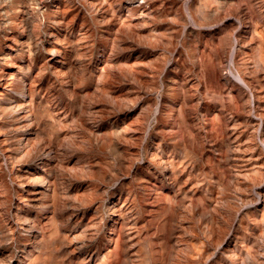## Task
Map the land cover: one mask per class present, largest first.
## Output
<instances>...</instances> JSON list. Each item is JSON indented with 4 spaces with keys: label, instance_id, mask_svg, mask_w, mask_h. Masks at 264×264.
<instances>
[{
    "label": "rangeland",
    "instance_id": "rangeland-1",
    "mask_svg": "<svg viewBox=\"0 0 264 264\" xmlns=\"http://www.w3.org/2000/svg\"><path fill=\"white\" fill-rule=\"evenodd\" d=\"M0 99V264H264V0H0Z\"/></svg>",
    "mask_w": 264,
    "mask_h": 264
},
{
    "label": "bare ground",
    "instance_id": "bare-ground-1",
    "mask_svg": "<svg viewBox=\"0 0 264 264\" xmlns=\"http://www.w3.org/2000/svg\"><path fill=\"white\" fill-rule=\"evenodd\" d=\"M89 3H91V2H89ZM91 5H92V4H91ZM94 5H96V4H94ZM94 8H95V6H94ZM96 12H97V11H96ZM130 12H131V11H130ZM49 50H50V49H49ZM59 53H60V52H59ZM15 66H16V65H15ZM26 84H27V83H26ZM26 84H25V85H26ZM29 84H30V83H29ZM32 84H33V83H32ZM25 85H24V87H25ZM9 86H10V85H9ZM30 87L32 88V86H29V90H31ZM33 88H34V87H33ZM33 88H32V89H33ZM23 89H24V88H23ZM9 90H10V89H9ZM12 91H13V90H12ZM31 91H32V90H31ZM36 91H37V90H36ZM2 92H3V91H2ZM19 92H20V91H19ZM34 92H35V90L33 91V94H32V95H34ZM6 93H7V92H6ZM31 93H32V92H31ZM35 93H36V92H35ZM19 94H20V93H19ZM1 95H3V94H1ZM24 95H25V94H24ZM3 96H4V95H3ZM1 99H2V98H1ZM1 99H0V100H1ZM4 100H5V99H4ZM18 101H19V100H18ZM11 104H12V103H11ZM24 104H25V103H24ZM24 104H23V105H24ZM3 106H4V105H3ZM25 106H26V105H25ZM28 107H29V106H28ZM16 108H17V107H16ZM6 110H7V109H6ZM9 110H10V109H9ZM11 110H12V109H11ZM12 111H13V110H12ZM15 111H16V110H15ZM23 111H24V110H23ZM9 112H10V111H9ZM13 112H14V111H13ZM17 112H18V111H17ZM25 113H26V112H25ZM26 115H27V114H26ZM17 116H18V114H17ZM19 116H20V115H19ZM14 117H15V116H14ZM26 117H27V116H26ZM26 117L23 116L22 119L25 120ZM16 119H17V118H16ZM16 119H15V120H16ZM17 120H18V119H17ZM18 121H21V119L18 120ZM12 123H13V122H12ZM19 123H20V122H19ZM13 124H14V123H13ZM28 125H29V124H28ZM18 127H19V125H18ZM25 127H27V125H25ZM28 127H29V126H28ZM19 128H20V127H19ZM17 129H18V128H17ZM17 129H16V130H17ZM24 129H25V128H24ZM16 130H15V131H16ZM27 130H29V129H27ZM23 139H24V138H23ZM25 139H26V138H25ZM20 140H21V138H20ZM23 141H24V140H23ZM27 142H28V141H27ZM20 143H21V141H20ZM20 143H19V144H20ZM24 143H25V142H24ZM24 143H23V144H24ZM21 144H22V143H21ZM30 144H31V143H30ZM32 146H33V145H32ZM32 146H31V147H32ZM22 147H23V146H22ZM33 148H34V147H32V149H33ZM25 149H26V148H25ZM27 150H28V149H27ZM25 151H26V150H25ZM25 151H24V152H25ZM15 153H19V152H16V151H15ZM16 155H17V154H16ZM36 171H37V170H36ZM39 189H40V188H39ZM40 193H41V192H40ZM130 223H131V222H130Z\"/></svg>",
    "mask_w": 264,
    "mask_h": 264
}]
</instances>
